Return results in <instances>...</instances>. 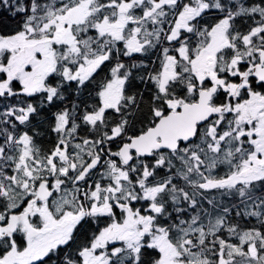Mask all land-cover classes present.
<instances>
[{
  "label": "snow or ice",
  "instance_id": "snow-or-ice-1",
  "mask_svg": "<svg viewBox=\"0 0 264 264\" xmlns=\"http://www.w3.org/2000/svg\"><path fill=\"white\" fill-rule=\"evenodd\" d=\"M0 264H264V0H0Z\"/></svg>",
  "mask_w": 264,
  "mask_h": 264
},
{
  "label": "trees",
  "instance_id": "trees-1",
  "mask_svg": "<svg viewBox=\"0 0 264 264\" xmlns=\"http://www.w3.org/2000/svg\"><path fill=\"white\" fill-rule=\"evenodd\" d=\"M4 18H5L6 22H8L10 24L15 23L9 17H7V15H5ZM103 75L104 74L102 73L101 77ZM46 121H47V114H44V115H41L40 117H37L36 121H34V126L41 132V137H43L45 139L44 144H46L48 142L47 138L52 137V134L50 133V131H48V124Z\"/></svg>",
  "mask_w": 264,
  "mask_h": 264
},
{
  "label": "flooded vegetation",
  "instance_id": "flooded-vegetation-1",
  "mask_svg": "<svg viewBox=\"0 0 264 264\" xmlns=\"http://www.w3.org/2000/svg\"><path fill=\"white\" fill-rule=\"evenodd\" d=\"M48 139V142L46 144H44V141L45 139L43 137H39V141L41 142L42 145L44 146H50L49 142L54 140V134H52V137L51 138H47Z\"/></svg>",
  "mask_w": 264,
  "mask_h": 264
}]
</instances>
